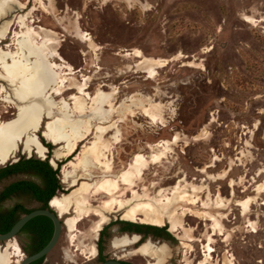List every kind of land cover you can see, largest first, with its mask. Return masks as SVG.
<instances>
[{
  "label": "rangeland",
  "instance_id": "374dc122",
  "mask_svg": "<svg viewBox=\"0 0 264 264\" xmlns=\"http://www.w3.org/2000/svg\"><path fill=\"white\" fill-rule=\"evenodd\" d=\"M18 1L26 8L21 10L18 2H12L0 21V25L8 19L15 22L9 37L0 44L2 49H18L15 40L22 29L17 21L34 7V22H27V27L39 32L43 26L59 34L60 53L76 69L75 77L87 85V92L112 93L111 105L106 107L109 117L93 120V124H116L105 139L112 143L118 133L119 141L108 152L110 169L96 167L97 177L88 182L116 179L137 158L144 161V171L134 184H119L111 195L91 194L94 208L114 201L116 208L113 206V212L107 215L103 228L112 216L119 217L117 222L122 218L127 223L146 225L141 215L129 218L128 212L151 203L153 198L165 202V196L180 185L191 192L197 190L196 204L176 203L170 213L178 207H190L226 218L223 235H212L211 221L188 216L186 227L195 228V240L189 242L191 250L183 248L182 240L176 237L183 236L181 231L169 232L167 222L165 227L149 225L167 229L176 239L178 248L170 251L171 256L177 255L180 264H185V258L198 264L204 257V244L213 239V264H223L226 253L234 257L233 264H264V193L259 192L264 183V0H53L52 5L47 0L46 9L39 0ZM0 5L5 6L2 2ZM244 16L257 22L249 23ZM81 32L88 33L86 38L100 46L97 55L82 42ZM139 52L148 59H171L180 53L185 58L171 62L152 77L137 71ZM74 94L77 91L70 90L57 96L56 101L60 106L63 101L73 106L70 98ZM91 105L87 104L84 115L90 114ZM70 111L74 119H80ZM14 113V108L0 101L3 121L13 118ZM47 121L44 118L37 134L45 152H27L21 146L10 162H0V169L20 158L44 160L49 156L54 169L61 165L57 178L63 189L56 195L61 197L77 186L78 178L63 181L68 159L54 160V151L61 146L42 137ZM93 140L94 134L79 150ZM19 179L4 182L0 191ZM241 201L250 202L247 213L239 206ZM17 202L27 209L37 206L23 198L7 201L2 207H13ZM75 216L71 211L61 218L60 241L42 264H72L76 249L90 259L96 255L93 247L101 217L89 212L73 227ZM16 241L23 256L15 255L12 264L21 263L23 247L28 245L25 236ZM7 242H0V247L5 248ZM127 249L128 257L140 260L139 253L132 254V247Z\"/></svg>",
  "mask_w": 264,
  "mask_h": 264
},
{
  "label": "bare ground",
  "instance_id": "6f19581e",
  "mask_svg": "<svg viewBox=\"0 0 264 264\" xmlns=\"http://www.w3.org/2000/svg\"><path fill=\"white\" fill-rule=\"evenodd\" d=\"M46 1L39 0L45 9L48 7ZM1 2L6 7L0 5V21L8 12L9 4L12 2H18L16 6L21 10L26 8V4L18 0H0ZM50 2L52 5L53 0H50ZM34 12H36V8H28L25 15L23 14L17 21L22 29L21 33H17V39L15 40L18 49L5 50L0 47V68H2L0 81L3 82V84H0V101L8 103L15 110V113L12 114L14 117L11 119L3 121V117L0 116V162L3 164L6 161H11L14 155L19 152L21 146L27 152L32 150H35L38 154L45 152V148L38 141L37 134H39L38 130L44 118H47L48 121L43 125L42 137L53 145L61 146L54 151V160L70 158L63 167V181L66 183L72 178H78L77 186L69 194L54 197L51 200V207L60 218H64L65 215L73 211L76 214L71 221L73 227L80 224L85 214L96 212L101 217V222L96 227L98 233L106 224L107 215L113 212L114 201H109L102 207L94 208L90 203L91 194L111 195L114 194L119 184H134L137 178L142 175L145 164L143 159L137 158L128 169L120 175L118 174L119 176L116 179H107L104 182H88L97 175L96 167H104L107 171L110 169L111 161L108 158V152L119 141L118 133L115 134L112 143L107 142L105 139L116 124L110 127L101 125L96 127L93 124V120L104 121L109 117L110 110L106 107L111 105L112 93L99 90L96 95H91L87 92V85L81 83L75 77L76 69L60 53L59 34L43 26L39 27V32L35 31L34 27H27V22H34L32 19ZM244 17L249 23L254 24L257 22V19L253 17ZM14 24L13 19H8L0 25V44L9 37ZM88 35V33L81 32L79 37L87 45L89 51L97 55L101 48L90 38H86ZM12 43L14 42L12 41ZM137 57L141 59L136 64L137 71L150 73L152 77L158 74L159 69L167 67L171 62L185 58L180 53L171 59H148L143 58L140 52ZM191 67L196 68L197 66L191 64ZM70 90L77 91V94L72 95L70 98L73 101V106H70L66 101H63L60 106L56 101V97L63 96ZM90 102L92 104L90 114L84 115L87 111L86 106ZM71 109L80 116V119H74ZM5 113L9 114L8 111ZM83 116L87 119H83ZM93 134L94 140L90 145H83L79 150L80 146ZM157 157L158 155H155L154 159H157ZM67 168H71L73 171L67 172ZM259 192L264 193V183L259 187ZM196 194L197 190L191 192L180 185H176L165 196V202L162 203V200L153 198L151 203L135 207L127 215L129 218H133L137 214L141 215L143 217H141L142 223L146 225L162 227L168 223L172 232L181 231L180 233L183 234L180 237L182 247L191 250L189 242L195 240V228L186 227L185 221L188 216L211 221L212 235H223V221L226 218V215L215 216L207 211L193 210L190 207H178L170 213L176 203L195 206ZM218 199H222L220 193ZM239 206L242 207L245 213L250 210L249 201H241ZM137 239L134 237L135 242ZM212 242H214L213 239H209L204 244V257L198 264H213L215 250ZM10 250L13 252H8ZM140 253L153 258L155 264H167L171 257V252L166 246L159 248L149 243L142 246ZM15 255L23 256L18 242L16 239H12L7 242L5 248L0 247V264H12V258ZM223 259V264H233L234 257L229 253H226ZM22 261L20 259L18 262ZM184 261L185 264H192L186 258ZM214 264H218V262Z\"/></svg>",
  "mask_w": 264,
  "mask_h": 264
},
{
  "label": "trees",
  "instance_id": "16d2710c",
  "mask_svg": "<svg viewBox=\"0 0 264 264\" xmlns=\"http://www.w3.org/2000/svg\"><path fill=\"white\" fill-rule=\"evenodd\" d=\"M46 147L50 149L51 145L47 144ZM60 166L58 164V168L54 169L50 164L49 156H47L44 160L33 157L28 159L20 158L18 162L0 169V185L12 178H20L19 180L11 181V183L5 185L0 191V233L4 234L9 232L21 217L34 210L50 209L49 203L63 189L57 178ZM23 198L30 200V202L35 203L37 206L32 209H27L23 203L17 202L13 207H2L7 201L13 199L21 200ZM46 222H49L48 228L44 227V223ZM120 223L128 224L136 228L156 231L164 230L163 228L149 225L127 222ZM53 230L52 221L44 216L36 217L28 222L17 236H25L28 242V245L23 247L24 254L30 256L43 249L50 241ZM46 258H42L32 264H42Z\"/></svg>",
  "mask_w": 264,
  "mask_h": 264
},
{
  "label": "flooded vegetation",
  "instance_id": "af4514ba",
  "mask_svg": "<svg viewBox=\"0 0 264 264\" xmlns=\"http://www.w3.org/2000/svg\"><path fill=\"white\" fill-rule=\"evenodd\" d=\"M29 199L31 200L30 197ZM118 219V216H112L109 224L98 234L95 239L96 243H94L93 247L96 255L94 253L95 256H93L92 259H90L86 253H82L80 249H76L78 253L75 254L76 259L72 264H104L107 262H115L114 264H155L153 258L140 253L142 246L148 243L159 248L166 246L173 253L178 248L176 239L169 234L170 229L168 232L167 229L156 231L136 228L128 224L120 223L125 221H123L122 218L120 222H117ZM44 227L48 228L49 222L44 223ZM134 237L138 238L136 242L134 241ZM176 237L180 239L178 236ZM128 247H132V254L134 256L140 254V260H134L132 257H128L130 253L127 249ZM122 251L127 253L122 254ZM136 252L139 254H135ZM90 257L92 256L90 255ZM169 259L167 264H180L182 262L181 259H178L177 255H172Z\"/></svg>",
  "mask_w": 264,
  "mask_h": 264
},
{
  "label": "water",
  "instance_id": "95a60500",
  "mask_svg": "<svg viewBox=\"0 0 264 264\" xmlns=\"http://www.w3.org/2000/svg\"><path fill=\"white\" fill-rule=\"evenodd\" d=\"M50 164L52 165V163ZM49 207L50 209H37L30 212L29 214L24 215L14 224V226L10 229L9 232L4 234L0 233V242L6 243L9 240L16 239L20 231L24 228V226L36 217L44 216L52 221L54 230H53V235L50 241L48 242V244L39 252L33 255L30 256L25 255V258L21 262V264H32L42 258H46L56 248V246L60 241L63 231L62 219L56 213V211L51 207L50 203H49ZM114 263L115 262H107L104 264H114Z\"/></svg>",
  "mask_w": 264,
  "mask_h": 264
},
{
  "label": "crops",
  "instance_id": "0c3cea01",
  "mask_svg": "<svg viewBox=\"0 0 264 264\" xmlns=\"http://www.w3.org/2000/svg\"><path fill=\"white\" fill-rule=\"evenodd\" d=\"M12 13H14V12H13V11H12V12H9V14H8L6 17H8L9 15H11ZM6 17H5V18H6Z\"/></svg>",
  "mask_w": 264,
  "mask_h": 264
}]
</instances>
